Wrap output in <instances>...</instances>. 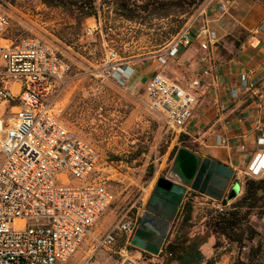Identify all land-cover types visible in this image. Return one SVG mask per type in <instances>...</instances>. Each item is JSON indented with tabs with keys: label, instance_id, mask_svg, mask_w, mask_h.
<instances>
[{
	"label": "built area",
	"instance_id": "2783aa9c",
	"mask_svg": "<svg viewBox=\"0 0 264 264\" xmlns=\"http://www.w3.org/2000/svg\"><path fill=\"white\" fill-rule=\"evenodd\" d=\"M8 29L0 12V264L65 263L114 195L93 177L98 152L54 115L70 63L39 38L12 39ZM192 32L186 24L159 61L190 45ZM194 37L202 49L216 43L204 27ZM102 71L121 86L130 73L115 50L107 51ZM146 93L149 110L162 114L168 128L178 130L191 118L190 96L163 74L151 77ZM258 130L261 152L243 172L254 180L264 177V132ZM137 225V220L120 219L97 240L93 253L111 247L119 234L129 241Z\"/></svg>",
	"mask_w": 264,
	"mask_h": 264
},
{
	"label": "rangeland",
	"instance_id": "374dc122",
	"mask_svg": "<svg viewBox=\"0 0 264 264\" xmlns=\"http://www.w3.org/2000/svg\"><path fill=\"white\" fill-rule=\"evenodd\" d=\"M203 1L197 0L195 6L183 9L171 8L173 28L180 31L185 19ZM136 2L137 19L149 23V13L141 10L145 1ZM86 3L92 5V0H0V12L9 21L8 37H37L59 54L66 51L63 54L71 65V73L55 102L54 115L95 148L100 160L93 177L114 195L112 205L78 250L65 263L58 264H81L89 256H92L91 264H161V260L152 262V254L134 246L131 239L126 241L121 234L111 247L93 253L97 240L117 221L125 218L139 221L157 180L168 179L177 146L174 130L168 128L162 114L149 110L144 94H130L103 74L102 63L107 50L94 36L82 37L81 23L86 9L79 6ZM180 12L185 14L184 21L179 18ZM83 44L87 49H83ZM115 51L120 62L137 53ZM242 193L225 207L220 203L217 206L216 201H208L206 205L190 200L191 216L194 210L197 212L195 226L204 231L200 237L210 234L208 224L214 221L217 212L233 210V203ZM257 212L250 215L247 222L264 243V209ZM191 227L187 224L181 232L187 233ZM214 238L213 254L200 264H235L238 260L247 263L249 251L257 245L255 241L245 240L239 246L221 235ZM255 262L264 264V245Z\"/></svg>",
	"mask_w": 264,
	"mask_h": 264
},
{
	"label": "crops",
	"instance_id": "0c3cea01",
	"mask_svg": "<svg viewBox=\"0 0 264 264\" xmlns=\"http://www.w3.org/2000/svg\"><path fill=\"white\" fill-rule=\"evenodd\" d=\"M117 1L94 0V15L82 17V37L94 36L107 51L137 52L121 61L130 72L123 85L128 93L147 97L148 81L160 73L188 94L191 118L182 128L174 130L175 156L183 148L231 168V184L237 182L241 194L243 172L261 152L256 144L261 135L258 128L264 132V0H204L185 21L182 13L179 18L184 21L183 26L192 25L191 43L179 47L174 56L165 58V63L158 58L165 56L179 32L173 28V14H149V23H146L137 17H125ZM201 27L216 37V43L208 49H202L194 37ZM63 52L66 53L62 51L61 55L66 57ZM176 167L180 172V165ZM168 179L177 182L174 176L169 175ZM193 193L188 191L182 204ZM194 194L191 200L196 203L213 201ZM182 204L159 255H152V262L177 264L175 260L186 251L187 245L203 235L204 231L195 226L197 212L194 210L188 223L192 225L190 231L176 238L177 216ZM229 204L230 200L226 206ZM214 241V235H209L199 245L203 258L213 254Z\"/></svg>",
	"mask_w": 264,
	"mask_h": 264
},
{
	"label": "water",
	"instance_id": "95a60500",
	"mask_svg": "<svg viewBox=\"0 0 264 264\" xmlns=\"http://www.w3.org/2000/svg\"><path fill=\"white\" fill-rule=\"evenodd\" d=\"M178 164L180 172L176 167ZM170 175L177 182L173 183L167 178L157 180L131 238L134 246L155 256L159 255L188 191L201 194L223 206L240 192L237 182L231 184V168L208 158H200L183 148L175 156Z\"/></svg>",
	"mask_w": 264,
	"mask_h": 264
},
{
	"label": "trees",
	"instance_id": "16d2710c",
	"mask_svg": "<svg viewBox=\"0 0 264 264\" xmlns=\"http://www.w3.org/2000/svg\"><path fill=\"white\" fill-rule=\"evenodd\" d=\"M136 1L142 0H119L117 1V7L123 11V15L127 18H134L136 12L134 8ZM145 2L141 5V10L148 12L149 14H157L158 16L170 15V9L175 7L183 9V7L195 6L197 0H144ZM94 0H92L93 5ZM91 3L83 4L79 8H85L83 16L94 15V6ZM93 7V8H92ZM165 11V12H164ZM184 13V12H180ZM195 194H191L187 197L186 201L182 204L176 225V238L184 237L185 233L181 230L191 220V205L190 200ZM233 210L217 212L214 221L209 225L210 234H206L201 238H198L196 242L192 241L191 244L187 245L186 251L178 257L175 261L177 264H200L204 259L200 254L198 247L206 241L209 235H221L227 241L236 243L239 246L243 245V242L255 241L257 242L256 247L251 248L247 257V263L238 260L235 264H256V260L261 255V248L264 243L261 242L259 234L254 230L252 226L248 224V218L250 215L258 213L259 209H264V177L258 180L245 178L243 182V193L236 202L233 203ZM244 226V228H242ZM215 246V245H214Z\"/></svg>",
	"mask_w": 264,
	"mask_h": 264
},
{
	"label": "flooded vegetation",
	"instance_id": "af4514ba",
	"mask_svg": "<svg viewBox=\"0 0 264 264\" xmlns=\"http://www.w3.org/2000/svg\"><path fill=\"white\" fill-rule=\"evenodd\" d=\"M151 196H152V194H151ZM138 223H139V221H138ZM138 226V225H137ZM137 228V227H136ZM133 236V235H132Z\"/></svg>",
	"mask_w": 264,
	"mask_h": 264
}]
</instances>
